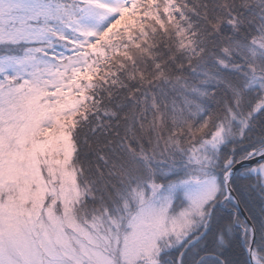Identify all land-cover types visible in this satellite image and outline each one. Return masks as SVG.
Instances as JSON below:
<instances>
[{"label":"snow or ice","instance_id":"obj_1","mask_svg":"<svg viewBox=\"0 0 264 264\" xmlns=\"http://www.w3.org/2000/svg\"><path fill=\"white\" fill-rule=\"evenodd\" d=\"M0 264H264V0H0Z\"/></svg>","mask_w":264,"mask_h":264}]
</instances>
